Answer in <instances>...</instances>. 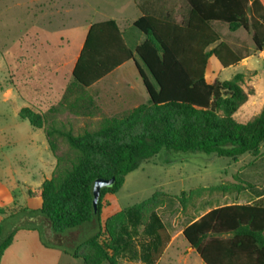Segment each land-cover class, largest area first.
<instances>
[{
    "label": "trees",
    "instance_id": "16d2710c",
    "mask_svg": "<svg viewBox=\"0 0 264 264\" xmlns=\"http://www.w3.org/2000/svg\"><path fill=\"white\" fill-rule=\"evenodd\" d=\"M187 1L191 15L184 25L151 16L135 21L134 27L145 39L134 50L126 45L116 21L91 24L60 103L77 117H101L98 129L74 134L64 123L48 122L46 113L21 109V119L44 132L56 167L38 189H28V196L40 199L39 209L0 208L4 216L0 264L19 231L36 232L44 248L83 264H119L122 260L157 264L171 241L157 213L163 193L156 192L103 222L104 196L117 193L128 174L162 153H203L233 160L246 153L258 154L264 142V107L245 123L234 118L249 98L242 87L244 75L209 83L205 73L212 57L223 68L244 59L220 41L213 22L226 24L231 32L252 30L256 51H264L260 31L264 0ZM128 61L136 66L149 104L105 116L91 89ZM56 138L67 142V154L57 155ZM112 177L114 186L101 191L94 210L95 180ZM248 186L235 176L227 187L210 189L231 194ZM182 236L204 264H264V196L252 203L211 209L189 224Z\"/></svg>",
    "mask_w": 264,
    "mask_h": 264
},
{
    "label": "rangeland",
    "instance_id": "374dc122",
    "mask_svg": "<svg viewBox=\"0 0 264 264\" xmlns=\"http://www.w3.org/2000/svg\"><path fill=\"white\" fill-rule=\"evenodd\" d=\"M130 1L0 0V187L13 192L12 207H26L25 190L17 182L38 188L44 180L51 178L56 167L52 164L54 157L44 132L21 119V109L28 107L46 113L48 122L64 123L74 134L96 130L101 121V117L84 119L70 113L60 103L62 95H34L37 89L33 88V83L42 75L54 82L71 75L89 24L115 18L123 28L126 45L133 50L137 41L144 40L145 36L133 26L135 13ZM128 12L130 19L125 18ZM215 27L220 41L244 59L238 65L223 68L212 57L205 78L213 83L214 80H230L236 74L244 75L242 87L249 93V98L234 118L245 123L264 107V51H256L252 30L231 32L223 23H217ZM260 31L264 34L263 26ZM63 55L67 57L64 63ZM146 73L149 75L147 70ZM105 83L113 91L127 90V83H135L138 91L135 104H149L138 73L121 71L107 78ZM96 100L104 115L109 116L108 100L102 101L98 97ZM56 142L57 155L67 154V142L63 138H56ZM235 176L251 187L240 193L231 192V195H241L244 202L264 196V142L258 154L246 153L236 160L203 153L186 156L162 153L144 161L128 174L117 193L104 196L102 220L104 222L115 213L162 192V204L157 210L170 232L172 243L157 264H204L189 247L182 231L209 209L229 204L224 199L228 194L210 188L227 187ZM194 190L198 191L191 195ZM182 193H185L183 197ZM37 202L39 206L40 200ZM37 237L36 232L19 231L2 264H83L79 260H61L57 254L49 252L50 249L44 248ZM119 264L141 263L122 260Z\"/></svg>",
    "mask_w": 264,
    "mask_h": 264
},
{
    "label": "crops",
    "instance_id": "0c3cea01",
    "mask_svg": "<svg viewBox=\"0 0 264 264\" xmlns=\"http://www.w3.org/2000/svg\"><path fill=\"white\" fill-rule=\"evenodd\" d=\"M130 4L133 7V13H135L134 14L135 16H132V18H133L132 21H134V22L137 21L138 19L142 18V17L151 16V17H155V18H158V19L170 21V22L175 23V24L184 25V24H186V22L188 21V19L190 18V15H191V7H190V5H189L187 0H131L129 2V5ZM127 9H129V8L127 7ZM125 18L126 19H130L131 18V15L129 14V12H128V16H125ZM107 20L116 21L118 26H119V28L122 30V33H123V28H122L121 24L115 18H108V19H105L103 21H107ZM134 22H133V26H134ZM217 23H219V22L211 23V26L213 27V29L215 31L217 30V27H215ZM90 26H91V24L88 25L87 31H88ZM87 31H86V34H87ZM85 37H86V35H85ZM123 38H124V36H123ZM84 41H85V38H84ZM84 41L79 45V52H78V54L76 56V59L74 61L73 68H74L75 63H76V61H77V59L79 57V54H80V52L82 50ZM143 41L144 40L137 41V43L135 44V48L140 43H142ZM63 56L64 57L62 59V63H64L66 61V59H67V57L65 55H63ZM46 61H47V58H46ZM139 65L142 67V63L141 62H139ZM73 68L71 70V75L69 77H67L66 79H64V78H62L61 80L59 79L58 82H54L52 78H51L52 80L49 79L48 77L45 78L44 75H42V77H39V79H37L36 82L33 81L34 82L33 83V86H34L33 88L37 89V92H36V94L34 93V95H63L65 89L72 82V71H73ZM121 71L122 72L123 71H127V73L130 72V73H133V74L134 73H138V71L136 69V66H135L133 61L125 62L124 64L119 66L117 69H115L113 72H111L109 75H107L106 77H104L103 79L98 81L91 89L93 95H97V97L100 98L102 101L108 100V102L110 103L111 109L109 110L110 111V115L109 116H114V115H117V114H121L123 112L131 110V109L137 107L138 105H140V104H135V102L137 101L136 100V94L138 93L137 85L135 83H132L130 85H128V83H127V86H128L127 90H117V91H113V90L109 89L108 85H106L105 81H106L107 78H109L112 75H117ZM141 81H142V79H141ZM142 83H143V81H142ZM112 85L113 84H111V86ZM146 94H147V92H146ZM52 164H54V166H56L55 157L53 159ZM17 183H18V185H20V187L22 189L25 190V192L23 194H24V198L26 200L25 201L26 207H21V206L20 207H15V206L12 207L11 204L14 203V199H15L14 195H13V192H11L9 189H7L5 187H0V199L2 201V205L0 206V208L5 209L6 207L7 208H11L12 207V208H25V209H28V210L39 209L38 207H40V205H41V201H40V204L38 206V202L37 201H38L39 198L28 196V189H38L39 187L38 188H33L29 184L22 183L20 181L17 182ZM240 198H242L241 195L228 194L224 199L229 201V204H226V205L247 204V203H252V202H254V201H256L258 199V197H256L255 199H253L250 202H244V199L243 198L240 199ZM35 202H37V203H35ZM222 206H225V205H222ZM210 210L211 209H209L207 212H209ZM207 212L203 213L201 215V217L204 214H206ZM157 213L160 215L158 210H157ZM3 217L4 216L0 215V221L3 219ZM201 217H199V218H201ZM26 232L30 233L31 231H26ZM37 239H38V237H37ZM171 243H172V240H171L170 244ZM169 245L167 246L164 254L167 252V250L169 248ZM7 252H10V248L6 251V253ZM49 252H51L53 254H57L59 256V258H61V260H64L65 258H67V260H70V261L73 260L71 262H74V260H77V259H74V258L70 257L69 255H66V254H64V253H62L60 251H57V250H49ZM79 261H81V260H79Z\"/></svg>",
    "mask_w": 264,
    "mask_h": 264
},
{
    "label": "water",
    "instance_id": "95a60500",
    "mask_svg": "<svg viewBox=\"0 0 264 264\" xmlns=\"http://www.w3.org/2000/svg\"><path fill=\"white\" fill-rule=\"evenodd\" d=\"M115 177H112L110 179L108 178H98L94 182V187H93V207L94 210L97 209L99 198L101 195V191L105 188H111L115 184Z\"/></svg>",
    "mask_w": 264,
    "mask_h": 264
}]
</instances>
